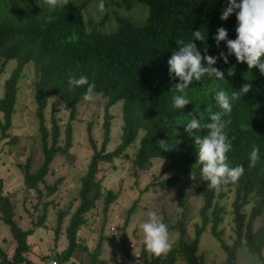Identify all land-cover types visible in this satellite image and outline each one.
Instances as JSON below:
<instances>
[{
	"label": "trees",
	"instance_id": "1",
	"mask_svg": "<svg viewBox=\"0 0 264 264\" xmlns=\"http://www.w3.org/2000/svg\"><path fill=\"white\" fill-rule=\"evenodd\" d=\"M135 1L148 10L144 24L136 26L117 18L116 28L105 33L101 26L107 16L98 26L88 29L81 5L69 3L53 9L46 0H0V76L10 62L15 63L3 82L0 97V113L3 114L0 143L5 142L0 149L15 159L21 139L12 136L14 116L19 109L16 105L19 83L25 78L24 70L29 65L35 70V81L30 85L37 131L32 139L39 145L35 149H39L40 159L35 163L36 155L30 152L24 163L17 157L16 161L23 177V188L37 194L39 201L35 210L41 207V214L34 218L32 228L24 230L18 224L19 217L16 218L14 194L4 191V179L0 177V220L9 227L15 242L11 256L0 246V264H48L52 259L58 264H69L71 259L80 264H102L99 258L102 237L90 251L78 233L89 225L88 215L102 199L103 224L107 220L106 213L116 195L108 190L102 198V180L95 175L100 165H113L130 146L135 149L131 164V174L135 178L153 167V159L167 162L162 174L172 172V175L153 179L148 185L156 184L160 191L177 188L175 200L181 213L175 224L166 217L163 219L169 234H177L169 251L147 256L141 245L139 253H132V244L127 242V226L138 204V200L134 201L127 210L120 237L121 252L126 258L138 264H178L179 261L205 264L203 255L198 254V246L206 231L224 251L221 264H236L239 248L254 257L255 264H264V74L256 67L249 69L246 63H238L234 55H228L225 64L219 54H227L226 42L221 41L217 47L214 40L221 27L227 30L229 39L236 38V14L226 20L220 19L227 0ZM196 30L205 36L203 41L193 39L192 33ZM179 39L185 42L193 39L202 56H216L213 67L224 73L223 80L207 74L200 81L193 80L186 90V98L191 102L183 109L173 106L172 97L181 93L175 91L174 85L179 79L169 73L167 64ZM231 71L233 75L229 76ZM81 75L94 83V91L102 93L100 99L106 100L103 142L102 146L96 145L90 133L91 125H88L86 133L93 153L77 194L62 203L49 198L60 190L64 179L58 178L52 183H46L45 179L54 158L69 159L66 156L74 141L72 123L78 117L87 85L70 88L68 79ZM245 84L251 87L243 93L241 88ZM219 90L228 93L232 104L231 113L223 116L224 120L231 121L226 128L232 145L226 154V163L229 167L242 165L244 172L236 182L221 183L216 189L202 180V166L196 155L198 147L193 141V136H204L208 130L202 128L188 133L185 129L191 119L189 114L205 124L211 122V113L222 111L214 98ZM233 93L236 99H231ZM118 102H122L121 135L117 147L107 152L105 146L110 141L113 119L110 110ZM60 110L67 114L66 121L59 117ZM242 126H246V130ZM33 143L30 150L34 148ZM253 144L260 150L254 167L250 166L249 159ZM188 181L192 182L202 203L195 222L186 217L189 207L182 187ZM42 188H46L47 193L42 192ZM49 207L56 210L55 236L63 230L67 248L61 254L40 256L39 262L33 263L28 258L33 248L28 238L36 229L45 226ZM24 211L27 210L24 208ZM227 215L235 234L230 245L223 240ZM188 225L193 227L192 237L188 234Z\"/></svg>",
	"mask_w": 264,
	"mask_h": 264
},
{
	"label": "rangeland",
	"instance_id": "2",
	"mask_svg": "<svg viewBox=\"0 0 264 264\" xmlns=\"http://www.w3.org/2000/svg\"><path fill=\"white\" fill-rule=\"evenodd\" d=\"M77 6H83V16L87 28L98 26L99 23L107 16V21L101 26L105 33L113 31L117 26V18L130 21L136 26L144 24L148 14L147 8L137 3L135 0H105L106 11L101 12L98 9L99 0H70ZM15 67V63L10 62L5 68V72L0 76V97L3 94V82L8 78L10 72ZM27 65L24 73L25 78L19 83V101L16 104L18 113L14 118V130L12 136L18 137L17 150L14 157L5 154L0 149V177L4 179V191L14 194L16 200V218L20 219L19 226L24 230L32 228L34 218L41 214L35 210V205L39 201L37 194L28 192L23 188L20 170L17 168L16 157L20 163H24L25 158L30 152L35 153V163L39 162L40 151L35 149L39 147L34 144L32 139L36 133V119L34 116V101L31 98V85L35 81V70ZM106 100L98 99L95 101H81V107L78 108V117L72 123V131L74 136L73 146L66 157L72 160H62L59 157L54 158L46 183H52L58 178H63L62 187L58 192L49 198V200L61 201L62 203L74 197L80 188V179L87 171V165L93 153L88 141L86 129L91 125L90 133L95 140L96 145L102 146L103 142V109ZM122 102H118L110 114L113 116L112 125L110 127V141L105 146L107 152L113 151L119 144L121 135V116L120 109ZM60 107V106H59ZM61 111V110H60ZM59 117L64 121L67 120V114L63 111L58 112ZM1 117V116H0ZM33 143V150L31 149ZM5 142L0 143V148H3ZM138 146V141L136 144ZM3 152V153H2ZM21 152V153H20ZM135 155V149L130 146L122 157L114 160L113 165H100V169L95 177L102 180L103 196L110 190L116 195L115 201L110 205L106 213V221L102 222L104 209L101 201L97 202L96 208L88 215L89 225L80 229L78 237L84 242L83 244L92 250L97 240L102 237L100 248V260L102 264H138L136 261L126 258L121 252L120 237L122 234V226L126 218L127 210L132 206L134 201L138 200L136 210L127 226V242L134 246L132 253H139L138 248L142 245L143 234L139 229V224L147 219L149 211L157 212L162 219L166 217L170 219L171 224L179 219L181 209L178 207L175 200V191H160L156 184H150L153 179H160L172 175V172L162 174V167L167 162L153 159V167L144 173L139 174V178L132 176V162ZM34 168V167H33ZM35 170V169H33ZM137 180V182H136ZM148 186V187H147ZM180 185H178L179 187ZM184 189V197L189 207V213L186 217L193 218L196 221L198 210L202 203L200 197L193 189L191 181L186 182ZM47 193L46 188L41 189ZM62 199V200H61ZM46 202V201H45ZM24 208L28 211H24ZM228 217V215H227ZM229 217L224 223L223 240L230 245L235 236L233 228L230 227ZM188 221V219H187ZM56 227V210L49 207L47 210V219L45 226L35 230L33 235L28 238V242L33 247L28 258L33 263H38L40 256L61 254L67 248L65 234L62 233L56 237L54 229ZM111 228L113 231H111ZM188 234L193 236V227L188 225ZM101 235V236H99ZM177 237V234H169L170 244ZM0 246L5 252L11 256L15 248V242L12 240L9 227L4 225L0 220ZM147 256L155 255L146 250ZM198 254L203 255L205 264H221L225 258L224 251L221 249L219 242L213 239L208 232H203L198 246ZM264 254V252H263ZM86 258V257H85ZM74 262V263H73ZM254 257L249 255L244 248H239L237 252L236 264H255ZM69 264H80L75 259H71ZM178 264H183L178 262Z\"/></svg>",
	"mask_w": 264,
	"mask_h": 264
},
{
	"label": "clouds",
	"instance_id": "3",
	"mask_svg": "<svg viewBox=\"0 0 264 264\" xmlns=\"http://www.w3.org/2000/svg\"><path fill=\"white\" fill-rule=\"evenodd\" d=\"M69 2L70 0H46V3L53 9L65 7ZM98 9L101 12L106 11L105 0H99ZM233 13L236 14L237 21L236 38L229 39L227 30L223 27L217 29L214 37L217 47H219L221 41L226 42L227 54L221 52L219 59L227 64L228 55H234L238 63H246L249 69L256 67L261 74H264V59H262L264 58V0H239V2L237 0H227V7L223 9L220 19L226 20ZM192 35L193 39L197 41L205 39L200 30L194 31ZM193 39L189 42H185L183 39L177 40L175 42L177 47L172 51L167 61L169 73L174 74L179 79V83H176L174 88L177 93L181 94L172 97L173 106L177 109H183L191 102L186 98V90L189 89V85L192 84L193 80L200 81L205 74L210 77L214 76L218 80L224 79V73L213 67L217 62V57L202 56L196 44L192 42ZM206 51L207 49H205ZM228 75H233V72H228ZM68 84L70 88L87 85L83 96L85 101H95L102 96V93L94 91L96 85L89 83L86 76L69 77ZM250 87L251 85L245 84L241 89L243 93H246ZM214 98L222 111L211 113V122L205 124H201L200 119L189 114L191 119L186 124L185 131L192 133L193 130L202 128L208 130L204 136H193V141L198 147L196 155L202 166V180L209 182L210 187L218 189L221 183L236 182L243 174L244 167L242 165L229 167L226 163V154L232 147L226 128L231 121L224 120L223 116L230 114L232 111L230 97L226 91L219 90L215 93ZM236 98V94L233 93L231 99ZM2 115L0 113V116ZM242 128L246 130V126H242ZM259 151V147L253 144L249 157L250 166H255L259 159ZM256 227L257 229L260 227L259 223ZM139 229L143 234V249L157 256L170 250L168 226L162 222L157 212L149 211L147 219L139 224ZM111 231H113L112 228ZM48 264H56V261L54 259L49 260Z\"/></svg>",
	"mask_w": 264,
	"mask_h": 264
},
{
	"label": "built area",
	"instance_id": "4",
	"mask_svg": "<svg viewBox=\"0 0 264 264\" xmlns=\"http://www.w3.org/2000/svg\"><path fill=\"white\" fill-rule=\"evenodd\" d=\"M130 248H131V249H134V247H132V245L130 246ZM56 264H58V263L56 262Z\"/></svg>",
	"mask_w": 264,
	"mask_h": 264
}]
</instances>
